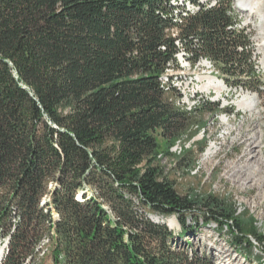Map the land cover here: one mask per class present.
Wrapping results in <instances>:
<instances>
[{
  "label": "trees",
  "instance_id": "obj_1",
  "mask_svg": "<svg viewBox=\"0 0 264 264\" xmlns=\"http://www.w3.org/2000/svg\"><path fill=\"white\" fill-rule=\"evenodd\" d=\"M232 24L223 0L177 26L193 62L257 90ZM175 25L172 0H0L1 264H220L194 243L210 223L250 256L240 211L181 194L159 159L200 127L162 86Z\"/></svg>",
  "mask_w": 264,
  "mask_h": 264
},
{
  "label": "rangeland",
  "instance_id": "obj_2",
  "mask_svg": "<svg viewBox=\"0 0 264 264\" xmlns=\"http://www.w3.org/2000/svg\"><path fill=\"white\" fill-rule=\"evenodd\" d=\"M233 1L226 0V3L230 4ZM263 53L264 51L259 53L255 59V64L259 67V71L254 73L255 80H252L259 85L256 91L246 88L234 90L233 86L222 91L220 96L214 91L199 92L193 98L194 107L197 104L199 108L195 114L196 123H200L195 137L189 141L176 142L182 145L181 152H172L170 148L169 155L163 152L159 155L165 173L181 194L212 193L222 198L228 206L240 211L239 220L243 223L244 233L253 240L250 256L239 252L240 248L230 243V232L221 231L215 223L201 226V234L194 240L197 246L204 248L206 245L209 249L215 250L220 264H264V246L259 243L260 236L264 239V65L261 62ZM221 66L222 64H218L217 69L221 70ZM174 72H177L176 75L184 86L190 85L191 95L196 93L198 87L195 75L208 74L200 66L183 69L175 67ZM240 77L249 79L248 75ZM192 85L195 88H192ZM246 94L256 97L257 105L254 110L239 109L238 101ZM207 101H211L212 105H204ZM195 111L196 108L192 112ZM157 137L162 148H165V140L161 136ZM211 146H214V149L207 154ZM251 146L255 149L250 156L251 163L249 162L248 168L240 159H247L243 156ZM235 165L243 168V178L240 179L239 174L231 170ZM247 176L249 177L246 178ZM174 228L179 230L180 224H176ZM43 245L44 248L47 247L46 240ZM3 246L1 243L0 247ZM43 263L52 264L49 254L45 255ZM35 264H38V261Z\"/></svg>",
  "mask_w": 264,
  "mask_h": 264
},
{
  "label": "bare ground",
  "instance_id": "obj_3",
  "mask_svg": "<svg viewBox=\"0 0 264 264\" xmlns=\"http://www.w3.org/2000/svg\"><path fill=\"white\" fill-rule=\"evenodd\" d=\"M222 1L223 0H172L173 19L176 25L170 28V33L175 38L177 52L175 54V59L173 61L171 60L168 63L166 70L162 74V86L166 91H170L172 88L176 89L180 94V97L177 98V104L191 112L194 111L197 107V104L194 107L195 101L193 100V98H195V95L199 94V92L206 91L212 93L214 91L218 92V96H220L222 91L230 89L233 86L234 90H242L244 88L242 85L228 84L221 70L217 69V65L210 57H208V55L201 54L200 56H198L197 60H194L195 62H193L190 53L186 47V43L184 42V40H182L180 36L179 27L177 26L184 22V18L188 14L196 13L202 7L212 8L218 6ZM263 6V0H234L233 3L228 4V13L232 16L233 19L232 26L237 29V31L242 32L243 35L246 37L247 43L245 49H247L251 54V59L254 65L255 72L259 71V67L255 64V59L257 58L259 53L264 51V10H262ZM257 43H259L261 47H258ZM261 59V62L264 65V56ZM193 66L202 67V69H204L208 74L200 75L199 73H197V75H195L198 87L196 93L194 92V94L191 95L190 92L192 91L190 85L187 84L184 86L182 84V81H179V76L176 75L177 72H174V68L176 67L183 69ZM193 87L194 86L192 85V88ZM238 105L240 110H254L257 105L256 97L253 95L246 94L241 100L238 101ZM171 148L172 152L175 153L181 152L183 150L182 145H180V143H176ZM213 149L214 146H211L208 149L207 154L211 153ZM254 149L252 148V146L249 147L243 156V158L247 159H240L243 160V162L245 163L244 166L247 167L248 165H250V156H252L251 154L253 153ZM237 166L238 165L233 166L231 170L234 171V173H238L239 178L241 179L244 175V172L242 170L243 168L241 169V167L239 168ZM252 172L253 171L251 170V173ZM248 177L249 176H247L246 178ZM168 222L172 227L176 226L177 224L175 217L169 218ZM7 246L8 239H5L4 246L0 247V263Z\"/></svg>",
  "mask_w": 264,
  "mask_h": 264
},
{
  "label": "built area",
  "instance_id": "obj_4",
  "mask_svg": "<svg viewBox=\"0 0 264 264\" xmlns=\"http://www.w3.org/2000/svg\"><path fill=\"white\" fill-rule=\"evenodd\" d=\"M248 27H249V23H248ZM254 42H255V40H254ZM257 45H258V47H261L259 43H257ZM8 238H9V237L1 238V236H0V244L3 243V245H4V239H8ZM30 260H32V256H29V257L26 259L25 263L28 264V261H30Z\"/></svg>",
  "mask_w": 264,
  "mask_h": 264
},
{
  "label": "water",
  "instance_id": "obj_5",
  "mask_svg": "<svg viewBox=\"0 0 264 264\" xmlns=\"http://www.w3.org/2000/svg\"><path fill=\"white\" fill-rule=\"evenodd\" d=\"M169 224V223H168ZM170 225V224H169Z\"/></svg>",
  "mask_w": 264,
  "mask_h": 264
}]
</instances>
